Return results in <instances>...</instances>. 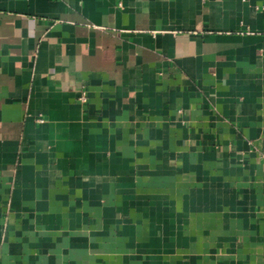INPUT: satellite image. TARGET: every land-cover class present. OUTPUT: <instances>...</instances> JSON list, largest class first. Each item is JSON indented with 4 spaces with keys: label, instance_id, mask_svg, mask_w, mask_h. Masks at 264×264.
I'll use <instances>...</instances> for the list:
<instances>
[{
    "label": "crops",
    "instance_id": "crops-1",
    "mask_svg": "<svg viewBox=\"0 0 264 264\" xmlns=\"http://www.w3.org/2000/svg\"><path fill=\"white\" fill-rule=\"evenodd\" d=\"M0 264H264V0H0Z\"/></svg>",
    "mask_w": 264,
    "mask_h": 264
},
{
    "label": "built area",
    "instance_id": "built-area-1",
    "mask_svg": "<svg viewBox=\"0 0 264 264\" xmlns=\"http://www.w3.org/2000/svg\"><path fill=\"white\" fill-rule=\"evenodd\" d=\"M79 99H80L81 101H83V99H84V98H83V96H80V98H79ZM39 122H40V120H39Z\"/></svg>",
    "mask_w": 264,
    "mask_h": 264
}]
</instances>
